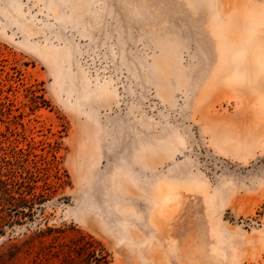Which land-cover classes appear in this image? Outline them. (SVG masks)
Here are the masks:
<instances>
[{"label": "rangeland", "instance_id": "obj_1", "mask_svg": "<svg viewBox=\"0 0 264 264\" xmlns=\"http://www.w3.org/2000/svg\"><path fill=\"white\" fill-rule=\"evenodd\" d=\"M254 29L264 0H0V264H264Z\"/></svg>", "mask_w": 264, "mask_h": 264}, {"label": "trees", "instance_id": "obj_2", "mask_svg": "<svg viewBox=\"0 0 264 264\" xmlns=\"http://www.w3.org/2000/svg\"><path fill=\"white\" fill-rule=\"evenodd\" d=\"M0 184L2 185L1 194L5 195V196H2L3 201L5 203H9V202H12L14 200L17 201V198L15 199L10 195L11 189L9 188V186H14V185L13 184H7L6 182H0ZM33 189H34V186L29 184L27 186V192H25V193L26 194L28 193V195H29L32 193ZM19 200L21 202L26 203V200L24 199L23 193L19 194ZM67 250L69 253L70 249H67ZM71 251L72 252L76 251L78 261H74L73 258H69L71 261L70 264H109L108 254L105 252V250L102 247H100V245H98V244L96 245V243L93 241H91L89 246H82V248H73V250H71ZM81 255H83V256H81Z\"/></svg>", "mask_w": 264, "mask_h": 264}, {"label": "bare ground", "instance_id": "obj_3", "mask_svg": "<svg viewBox=\"0 0 264 264\" xmlns=\"http://www.w3.org/2000/svg\"><path fill=\"white\" fill-rule=\"evenodd\" d=\"M251 36H252L251 42L254 44V46H251L249 48L250 51H243L239 57H241V59L244 60L243 61L244 64H250L251 66H254V62H255V66L258 65L257 68H255V69H258L259 77H257V81L260 83V87L264 91V32L262 30L254 29L253 31H251ZM241 71H242L241 74H244L245 72H247L246 69L244 70L241 69Z\"/></svg>", "mask_w": 264, "mask_h": 264}]
</instances>
